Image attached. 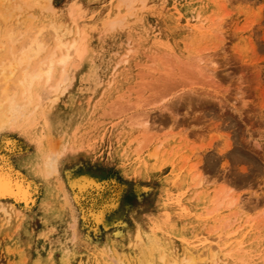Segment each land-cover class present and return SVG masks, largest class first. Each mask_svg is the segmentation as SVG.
Segmentation results:
<instances>
[{"label": "rangeland", "instance_id": "rangeland-1", "mask_svg": "<svg viewBox=\"0 0 264 264\" xmlns=\"http://www.w3.org/2000/svg\"><path fill=\"white\" fill-rule=\"evenodd\" d=\"M51 1L25 25L76 5L87 52L56 102L0 131V154L36 186L31 209L0 210V264H97L151 221L177 249L221 234L228 264H264V0ZM91 201L100 221L84 218Z\"/></svg>", "mask_w": 264, "mask_h": 264}, {"label": "bare ground", "instance_id": "bare-ground-1", "mask_svg": "<svg viewBox=\"0 0 264 264\" xmlns=\"http://www.w3.org/2000/svg\"><path fill=\"white\" fill-rule=\"evenodd\" d=\"M121 2L129 12L134 10V6L138 2L145 3L144 0H121ZM34 7L44 8L45 11L51 12L55 8L51 0H0V131L7 125L14 128L17 124L19 125V122L32 123L28 119L31 114L35 113V109L41 105L43 107L47 100L56 102L58 100L56 97L58 98L59 95L57 93L62 92L63 85L68 81L69 66L80 61L87 52L85 42L87 27L80 24V21L86 16L78 11L76 5L72 6L71 10L69 9L68 17L70 19L67 21L59 19L58 16H50L44 25L40 24L41 26L37 27L33 24L35 26L33 27L29 24L26 26L25 23L29 19L36 20L40 17L36 11L34 12ZM26 13L28 14L26 15ZM23 15L26 17L21 19ZM120 16L123 15L119 14ZM121 19L110 22L114 24ZM14 23L20 24V27L13 25ZM21 27L25 30L17 33L18 28ZM45 31L47 36H44ZM67 87H64V90ZM178 101L180 100L178 99ZM43 110L45 109L42 108ZM36 114H38L37 111ZM35 121L33 120V122ZM137 123L148 128L147 117ZM63 155L64 151L46 159L44 173L48 177L60 173ZM59 188L62 190L63 184ZM73 197L74 201L80 202L82 195L78 193ZM91 203L92 205H90ZM91 203L86 206V209L84 208L85 211L82 210L84 218L93 217L100 221L101 212L97 215L92 209L93 201ZM223 203L224 199L220 200L217 203L218 208ZM35 204L36 186L34 182L15 171L7 156L0 154V210L11 214L15 211L29 210ZM225 205L236 207L239 203L232 198L226 201ZM134 224L136 225V223ZM157 224H159L158 221H151L148 224L137 223L136 230L127 237L130 250L126 249L120 252L116 247L112 248L109 243L101 249L102 253L96 259L97 264H228L225 259L228 255L223 254L222 250L226 244H229L221 234L213 240L206 238L199 242H196V236L185 237L182 242L183 246L177 249L176 245L173 246L174 235H166L164 227ZM193 232L191 230L189 234H193ZM74 233L76 234L75 230ZM86 238L91 241L89 236ZM121 238H126L123 232H121ZM95 248L98 250L100 247L96 246Z\"/></svg>", "mask_w": 264, "mask_h": 264}]
</instances>
